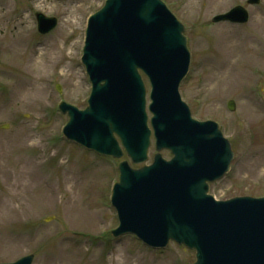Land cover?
Returning <instances> with one entry per match:
<instances>
[{
  "label": "rangeland",
  "instance_id": "obj_1",
  "mask_svg": "<svg viewBox=\"0 0 264 264\" xmlns=\"http://www.w3.org/2000/svg\"><path fill=\"white\" fill-rule=\"evenodd\" d=\"M104 1L0 0V263L29 253L32 264L194 261L174 242L151 249L133 235L112 237L117 217L108 198L120 159L62 137L68 117L58 103L87 104L80 57L87 19ZM162 1L183 24L191 55L181 97L194 118L218 123L234 151L209 192L217 200L263 196L264 0ZM239 4L249 12L245 24L211 21ZM36 11L55 17L56 27L39 33ZM153 153L152 146L142 164Z\"/></svg>",
  "mask_w": 264,
  "mask_h": 264
},
{
  "label": "water",
  "instance_id": "obj_2",
  "mask_svg": "<svg viewBox=\"0 0 264 264\" xmlns=\"http://www.w3.org/2000/svg\"><path fill=\"white\" fill-rule=\"evenodd\" d=\"M38 30L49 31L54 18L36 14ZM235 7L213 20L245 21ZM182 26L160 0H107L88 21L82 61L92 81L89 106L68 111L67 136L98 151L121 155L115 133L133 162L143 161L150 130L144 111V85L149 78V106L160 155L139 170L120 165L114 187L120 227L159 246L168 239L196 249L194 264H264V198L214 201L207 181L228 168L231 152L211 124L190 119L180 101L178 84L189 64ZM232 109V107H231ZM31 256L13 264H30Z\"/></svg>",
  "mask_w": 264,
  "mask_h": 264
}]
</instances>
